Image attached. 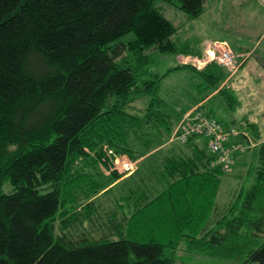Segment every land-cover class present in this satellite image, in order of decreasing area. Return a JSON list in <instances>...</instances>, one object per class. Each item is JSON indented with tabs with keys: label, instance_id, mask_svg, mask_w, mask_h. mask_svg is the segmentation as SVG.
<instances>
[{
	"label": "trees",
	"instance_id": "16d2710c",
	"mask_svg": "<svg viewBox=\"0 0 264 264\" xmlns=\"http://www.w3.org/2000/svg\"><path fill=\"white\" fill-rule=\"evenodd\" d=\"M164 1L188 18L205 2ZM175 30L155 0H0V264H180L179 249L264 264L257 125L201 104L227 137L239 136L233 152L256 161L227 206L216 201L226 170L213 164L204 135L188 139L189 152H154L151 128L167 136L187 111L171 110L159 94L169 72H195L199 100L221 94L235 108L216 59L201 68L178 59L163 72L151 67L153 50L195 54L173 40ZM103 148L126 153L135 169H111Z\"/></svg>",
	"mask_w": 264,
	"mask_h": 264
},
{
	"label": "rangeland",
	"instance_id": "374dc122",
	"mask_svg": "<svg viewBox=\"0 0 264 264\" xmlns=\"http://www.w3.org/2000/svg\"><path fill=\"white\" fill-rule=\"evenodd\" d=\"M155 5L164 12L165 16L176 27L172 35L173 40L178 44H188L195 51V54H162L153 50L151 67L154 70L163 72L169 66L176 64L177 59L185 63H191L196 68H201L211 59L215 58L219 60L223 56L230 57L232 54L236 57L237 64L234 59L235 64L233 66L225 67L228 74L221 81L225 83L229 78L234 77L238 73L243 60L250 54L249 51L251 49L247 50L243 49V47L239 49V44H242L252 49L256 48L255 53L253 52L255 55L250 56L246 64L253 62L252 65H249V68L255 69L254 75L262 81L263 94L261 96H264V79H262L264 78V64H260L264 63V9L256 0H205L203 11L194 18H188L187 14L173 3L155 0ZM197 51L202 52L201 55H197ZM198 78L199 76L195 72L183 68L169 72L161 80L159 94L167 99V102L173 101L170 109L187 111L182 114L179 112L180 114L173 119V129H169L167 136L166 134L165 136L161 135L156 129L151 128L150 135L156 143V150L154 152L158 151L164 154L169 147H174L176 142L182 144L188 143V139L196 133L189 132L184 135V138H181V128H178L177 125L183 116L189 119L188 123L194 121L197 113H200L201 104H203L204 107L202 108L204 109L211 107L217 116L225 120L233 118L236 123L240 122L239 117L241 114L235 113L236 107L229 109L225 98L221 94H217V98L215 96L209 97L206 99L207 102H205L206 100L198 99L195 89L196 82L199 80ZM133 105L136 111H140L145 105V101L137 99L133 102ZM165 109L168 110V107L166 106ZM230 130H234L235 135L239 134V128L233 124ZM197 134L200 135L199 133ZM206 140L208 141V139ZM225 140L228 144L223 142L224 146L234 148L230 151V161L223 163L224 160L220 159L218 152H214L215 157L213 161V164H220V166L222 165V170H226L222 175L216 199L219 206H227L238 187L243 184L246 186L250 182L251 176L248 174V170L256 162L255 158L250 155H245L246 158L243 159L245 156H242L243 154L240 151H238L239 155L234 153L238 145L240 148L239 136H229ZM105 147L107 146L105 145ZM103 150L111 160L114 159V163H110L111 169L113 168L117 172H122L124 175L135 169L136 163L126 153H115L111 148H103ZM232 152L234 153L233 160L231 159ZM129 160H131L134 167L125 169V161ZM97 167L101 172L108 173L107 168L101 161L97 163ZM6 185L8 184L6 183ZM183 248H185L184 244ZM177 255L181 259V261L178 259L180 264L234 263L232 259L208 256L188 250L184 251L183 249H179ZM238 262L239 260L235 261V263Z\"/></svg>",
	"mask_w": 264,
	"mask_h": 264
},
{
	"label": "crops",
	"instance_id": "0c3cea01",
	"mask_svg": "<svg viewBox=\"0 0 264 264\" xmlns=\"http://www.w3.org/2000/svg\"><path fill=\"white\" fill-rule=\"evenodd\" d=\"M238 47L239 49L240 47H243V49L251 50L249 51L250 54H248L243 60V65L239 68L238 73H236L234 77L229 78L227 81L236 96L235 113L238 115L241 114L239 121L247 119L254 122L259 129L261 138L264 139V96H261V94H263L261 86L262 81L254 75L255 69L249 68V65H252L253 62L246 64L248 58L255 55L253 52L255 53L256 48L252 49L242 44H239ZM195 142L197 141H191L190 144L194 145ZM174 147L185 148L186 152H189L191 148H193V146L188 143L182 144L179 142H176Z\"/></svg>",
	"mask_w": 264,
	"mask_h": 264
},
{
	"label": "built area",
	"instance_id": "2783aa9c",
	"mask_svg": "<svg viewBox=\"0 0 264 264\" xmlns=\"http://www.w3.org/2000/svg\"><path fill=\"white\" fill-rule=\"evenodd\" d=\"M263 8H264V0H256ZM215 59V58H214ZM235 59V63L237 64L236 57L231 54V56H223L219 60L216 59L219 63L224 65L225 67L233 66ZM212 60V59H211ZM189 119L184 117L178 123L177 127L181 128L180 137L184 138L189 132L200 133L204 135L208 141L207 146L213 152H218L220 159L224 160L223 163H228L230 161V151L234 148L231 146H224L223 141L228 135L227 131H224L220 124H218L215 118L207 113H197L195 120L189 122ZM232 133H235L234 130H229ZM236 148V147H235ZM114 163V159H113ZM124 167V166H123ZM134 167L131 163V160L125 161V169H131Z\"/></svg>",
	"mask_w": 264,
	"mask_h": 264
}]
</instances>
